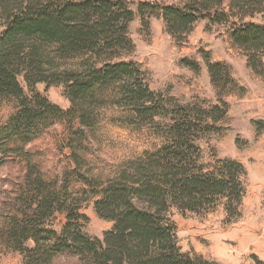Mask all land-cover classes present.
Here are the masks:
<instances>
[{
    "label": "trees",
    "instance_id": "trees-1",
    "mask_svg": "<svg viewBox=\"0 0 264 264\" xmlns=\"http://www.w3.org/2000/svg\"><path fill=\"white\" fill-rule=\"evenodd\" d=\"M177 1L140 2L138 11L145 17L148 9L150 13L161 9L168 30L175 35L190 31L200 19L223 23L238 18L232 22L231 38L247 52L249 66L264 73V25L246 21L262 11L259 6L264 0ZM0 15L4 18L0 98L19 102L17 112L0 130V144L15 140L26 143L55 120H67L72 156L79 163L76 150L81 142L77 139L86 134L85 128H92L96 107L107 104L130 110L132 119L141 123L164 118L160 131L166 137L157 150L127 162L107 182L84 178L98 196L97 214L114 222L103 238L83 231L82 223L88 220L81 212L84 196L70 194L67 187L52 189L31 174L21 206L0 230V243L21 252L23 264H53L54 258L65 252L83 264H219L182 252L168 213L174 205L195 211L213 205L220 197L230 200L229 208L233 205L237 210L241 204L245 194L243 165L225 160L206 171L197 144L202 133L216 129L209 117L223 112L226 103L222 101L210 111L168 108L169 100L151 90L141 65L124 58L135 48L130 36L135 12L128 0H0ZM46 46L55 48L56 58L79 56L83 61L76 70L58 73L45 53ZM209 71L219 90L237 83L223 62L210 63ZM20 75L29 94L19 81ZM39 83L64 85L71 108L64 110L52 103L38 90ZM76 121L79 128H75ZM9 151L25 154L23 148ZM57 212L67 215L61 232L47 224ZM30 240L33 247L28 245ZM257 264L264 261L257 259Z\"/></svg>",
    "mask_w": 264,
    "mask_h": 264
},
{
    "label": "rangeland",
    "instance_id": "rangeland-1",
    "mask_svg": "<svg viewBox=\"0 0 264 264\" xmlns=\"http://www.w3.org/2000/svg\"><path fill=\"white\" fill-rule=\"evenodd\" d=\"M128 1L135 12L130 23L135 48L124 58L141 65L147 72L149 87L169 100L170 110L181 106L210 111L224 101L227 107L222 106L223 112L209 117L216 129L197 138L200 161L206 171L216 169L225 160L239 162L245 169L242 177L245 194L237 210L233 205L229 208L230 200L224 197L195 211L171 206L168 216L181 251L219 264L264 261V73H256L249 66L247 52L231 38L232 22L238 18L223 23L200 19L190 31L175 35L168 30L161 9L153 13L148 9L149 13L142 17L138 6L140 2L170 4L179 3L177 0ZM259 7L262 11L248 17L247 22L264 25V3ZM3 30L4 18L0 15V33ZM45 53L58 67V73L76 70L83 61L79 56L56 58L53 46H46ZM262 58L264 61V53ZM218 62L230 67L235 85L229 84L222 90L213 85L209 64ZM19 81L29 94L23 75ZM37 88L62 109L71 108L64 85L39 83ZM18 109L16 99L0 98V130ZM93 114L92 128H85L86 134L77 139L81 142L76 150L79 163L72 156L67 120H55L26 143L15 140L0 144V230L8 216L21 206L24 190L29 189L26 180L31 182V174L52 189L67 187L70 194L86 198L81 212L88 217L82 223L87 235L103 238L106 231L113 229V221L97 214L98 196L84 178L105 183L127 162L146 151L157 150L166 141L160 131L165 119L156 117L152 123H141L132 119L130 110L114 104L96 107ZM74 125L81 126L78 121ZM15 148H23L25 154L9 151ZM66 223V213L57 212L47 224L61 232ZM28 245L33 247L34 242L30 240ZM23 261L21 252L0 243V264H23ZM53 264L83 263L65 252L58 254Z\"/></svg>",
    "mask_w": 264,
    "mask_h": 264
}]
</instances>
